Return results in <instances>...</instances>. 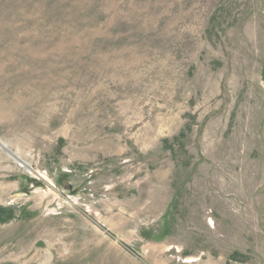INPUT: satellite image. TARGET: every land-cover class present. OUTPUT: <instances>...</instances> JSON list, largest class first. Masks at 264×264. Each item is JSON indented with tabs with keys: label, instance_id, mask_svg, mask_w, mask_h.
<instances>
[{
	"label": "rangeland",
	"instance_id": "obj_1",
	"mask_svg": "<svg viewBox=\"0 0 264 264\" xmlns=\"http://www.w3.org/2000/svg\"><path fill=\"white\" fill-rule=\"evenodd\" d=\"M0 264H264V0H0Z\"/></svg>",
	"mask_w": 264,
	"mask_h": 264
}]
</instances>
